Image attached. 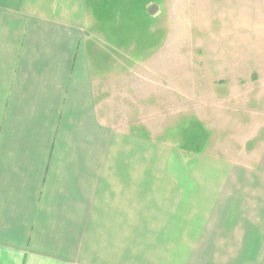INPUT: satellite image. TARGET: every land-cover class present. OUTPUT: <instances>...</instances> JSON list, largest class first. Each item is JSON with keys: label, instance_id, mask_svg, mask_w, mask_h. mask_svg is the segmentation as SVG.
I'll return each instance as SVG.
<instances>
[{"label": "crops", "instance_id": "crops-1", "mask_svg": "<svg viewBox=\"0 0 264 264\" xmlns=\"http://www.w3.org/2000/svg\"><path fill=\"white\" fill-rule=\"evenodd\" d=\"M99 10L0 0V264H264L263 158L234 174L208 159L224 194L192 200L175 173H196L174 145L149 151L144 134L105 125L88 49Z\"/></svg>", "mask_w": 264, "mask_h": 264}, {"label": "rangeland", "instance_id": "rangeland-1", "mask_svg": "<svg viewBox=\"0 0 264 264\" xmlns=\"http://www.w3.org/2000/svg\"><path fill=\"white\" fill-rule=\"evenodd\" d=\"M93 1L109 14L96 23L89 16L88 39L111 102L105 125L144 134L149 151L174 145L175 165L196 173H175V183L192 185V200L211 185L218 201L219 175L201 170L208 159L216 171L264 159V0ZM163 180L148 176V184Z\"/></svg>", "mask_w": 264, "mask_h": 264}, {"label": "water", "instance_id": "water-1", "mask_svg": "<svg viewBox=\"0 0 264 264\" xmlns=\"http://www.w3.org/2000/svg\"><path fill=\"white\" fill-rule=\"evenodd\" d=\"M157 7H152L149 11V14L152 15L156 11Z\"/></svg>", "mask_w": 264, "mask_h": 264}]
</instances>
